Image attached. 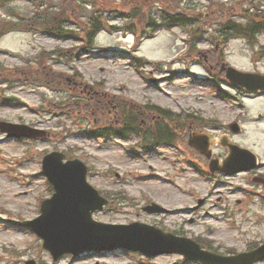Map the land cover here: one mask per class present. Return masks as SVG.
I'll return each instance as SVG.
<instances>
[{"label":"rangeland","instance_id":"1","mask_svg":"<svg viewBox=\"0 0 264 264\" xmlns=\"http://www.w3.org/2000/svg\"><path fill=\"white\" fill-rule=\"evenodd\" d=\"M33 1L37 7L17 1L10 8L23 13L27 21L34 20L38 28H48L49 21L62 17L68 18V29L76 31L85 28L86 18L90 16L102 17L105 25L120 28L139 21L136 26L143 29L142 18L147 12L155 14L164 9L171 15L193 11L207 14L203 4L208 5L205 0H183L182 4L179 0ZM216 1L220 2L215 0L213 4ZM186 2L187 6L183 4ZM83 3H87L86 7ZM212 7L217 8L216 5ZM215 13L211 14L212 19L209 16L204 19L207 27L228 18ZM130 16H137L138 20H132ZM216 26L212 25L210 29ZM121 37L125 36L101 31L94 38L91 53L83 55L79 52V56L69 53L71 49L75 53L83 49L79 41L26 31L11 32L0 38V121L26 124L48 133L33 141L7 140L0 133V264H25L28 260L34 264H179L176 255L146 258L121 249L88 252L78 257L64 256L53 262L41 242L22 225V221L32 220L39 214L40 202L51 195L41 175L42 157L51 151L81 160L87 166L89 184L108 199V207L94 214L95 221L108 224L141 222L154 226L160 223L186 237L211 241L213 249L242 250L244 240H248L243 234L246 227L253 229L250 222L242 221L238 232L234 227L237 221L233 218L234 214L240 216L234 212L236 200L245 196L238 195L236 188L246 184L245 181L237 178L208 181L187 163L172 165L168 161L162 162L154 152L147 156L131 155L129 148L133 147L132 144L116 145L89 139L83 134L87 127L82 125L88 123L82 117L86 107L92 110L87 101L105 105V114L115 112L113 107L116 104H132L134 111L141 113L138 114V126L149 129L159 126L161 122L156 119L161 117L146 111L160 108L168 112L171 127H177L176 143L187 150L190 135H207L212 152L218 157L225 151L217 145L222 134L228 132L223 127L236 121L242 134L232 140H239L240 144L245 142L248 146L256 144L254 150L263 157L264 115L261 120L255 116L264 114V98L244 96L231 89L226 81L220 85L221 93L209 83L202 82L206 71L195 64L197 51L191 52L189 63L187 54L179 60L182 48L179 39L186 38L179 29L158 33L155 38L142 43L140 50L133 54L143 61L137 67L125 38L122 40ZM258 39L256 49L261 57H254V52L243 41H232L223 49L225 62L237 70L264 74V33ZM199 48L207 50L209 45L200 43ZM54 50L59 57L38 63L39 51ZM216 69L218 71V67ZM33 79L37 82L45 79L49 86L36 84ZM146 80L154 82L149 84ZM85 97L92 98L85 100ZM2 98L12 99L13 105H3ZM93 111L94 117L102 119L104 112L96 108ZM194 118H198L197 122ZM184 120L185 123L181 124ZM161 149L163 155H168V148ZM131 152L138 150L134 148ZM189 154L207 163L195 152ZM198 197L205 198L204 209L198 212L182 210L193 206V200ZM150 201L174 213L156 218L142 212L140 208ZM255 206L248 207L250 213L257 208L262 211V205ZM253 222L263 234L264 224H257L254 217Z\"/></svg>","mask_w":264,"mask_h":264},{"label":"water","instance_id":"2","mask_svg":"<svg viewBox=\"0 0 264 264\" xmlns=\"http://www.w3.org/2000/svg\"><path fill=\"white\" fill-rule=\"evenodd\" d=\"M226 77L233 86H239L248 92L264 91L263 76L240 73L232 68H227ZM0 129L7 132L9 136L14 137H35L42 135L25 126L7 123H1ZM62 159L63 156L61 154L53 153L46 156L43 161V169L49 181L54 186L55 194L50 200L43 203L42 219L46 218L51 220L56 218V220H52V223L44 227H38L36 225V222H39V220L28 223V225L32 226L43 237L44 248L52 253L54 259H57L64 252L77 254L81 250H79L80 247L89 249L97 246L95 242L88 240L91 237H87L84 234L88 233V230L84 226L87 224L97 226L89 220L90 211L95 210L104 203L86 183V168L84 165L77 160L64 164L61 162ZM54 222H60L61 226ZM144 228L145 226H140L136 229L130 228L135 233L131 241L132 246L124 243L118 245L130 249H137L148 256L157 253V250L151 247L153 245L155 246V243L159 240L145 232ZM148 230L157 234L159 233L151 228ZM175 241L184 244L182 240L175 239ZM161 243L164 245L168 244L166 241H162ZM170 245L175 247L180 246V244L171 243ZM58 246L61 248L59 250L55 249ZM187 247V250H178L185 254L187 260L197 259L207 264H253L257 259L264 257V246L259 252L234 258H221L208 254L200 251L197 245L190 243H187Z\"/></svg>","mask_w":264,"mask_h":264},{"label":"trees","instance_id":"3","mask_svg":"<svg viewBox=\"0 0 264 264\" xmlns=\"http://www.w3.org/2000/svg\"><path fill=\"white\" fill-rule=\"evenodd\" d=\"M212 0H210V9L212 10ZM219 9L218 10H213L211 13H215L216 11H222L225 12V10L222 8V6L219 5ZM229 9V8H228ZM227 9V10H228ZM231 15H234V13H232ZM197 16H195L196 21L198 22H202L200 21L198 18H196ZM256 18L260 17L259 15H255ZM176 18L178 17H174L173 18V22H178V20H176ZM246 18V22L242 23V22H236L235 20H233L232 18H229L225 23L221 24V27L219 29L216 30V35L217 38L222 39V42L226 43L230 38L234 37V36H245L247 38H252V36L254 34H256L259 29L262 27V25H264V23H256V18H254L253 16H245ZM194 19V20H195ZM169 21V19L167 20ZM16 26L14 24H0V28H2V31L0 33H3L5 31H8L10 29H14ZM97 24H94V22L91 23V27L90 29H88V33L86 34V37L84 38L87 42H89L92 39V34L93 32H95V30H97ZM198 31H200V28H198ZM68 33H72V31H67Z\"/></svg>","mask_w":264,"mask_h":264},{"label":"flooded vegetation","instance_id":"4","mask_svg":"<svg viewBox=\"0 0 264 264\" xmlns=\"http://www.w3.org/2000/svg\"><path fill=\"white\" fill-rule=\"evenodd\" d=\"M212 157H213V154H212ZM214 157L218 158V156H216L215 154H214ZM244 175H246L249 178H252L253 176H257L258 178H262V177H264L263 166L261 164H259L258 168L255 171L251 172L250 174H244ZM258 186L260 187V185H258ZM260 195L264 198V196H263L264 193L260 192Z\"/></svg>","mask_w":264,"mask_h":264}]
</instances>
